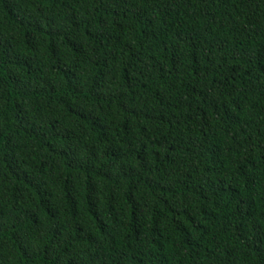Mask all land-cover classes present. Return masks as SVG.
Returning a JSON list of instances; mask_svg holds the SVG:
<instances>
[{"label":"trees","instance_id":"1","mask_svg":"<svg viewBox=\"0 0 264 264\" xmlns=\"http://www.w3.org/2000/svg\"><path fill=\"white\" fill-rule=\"evenodd\" d=\"M0 264H264V0H0Z\"/></svg>","mask_w":264,"mask_h":264}]
</instances>
